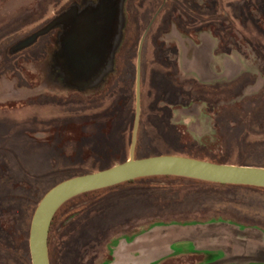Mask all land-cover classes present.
<instances>
[{
    "label": "rangeland",
    "instance_id": "374dc122",
    "mask_svg": "<svg viewBox=\"0 0 264 264\" xmlns=\"http://www.w3.org/2000/svg\"><path fill=\"white\" fill-rule=\"evenodd\" d=\"M97 1L0 0V264H31V219L52 186L129 158L138 94L136 158L264 167V0H129L121 37L122 0L112 64L83 88L68 83V58L58 55L63 33L56 50L55 29L20 47L62 10ZM94 197L73 200L53 221L51 264H97L111 237L146 228L155 216L169 223L198 210L237 213L243 223L222 221L240 236L256 228L264 238L261 190L143 180ZM222 241L214 235L207 248L179 241L146 264H210L230 255ZM139 256L128 252L126 264H145Z\"/></svg>",
    "mask_w": 264,
    "mask_h": 264
},
{
    "label": "water",
    "instance_id": "95a60500",
    "mask_svg": "<svg viewBox=\"0 0 264 264\" xmlns=\"http://www.w3.org/2000/svg\"><path fill=\"white\" fill-rule=\"evenodd\" d=\"M122 0H98L82 10L72 9L55 19L54 24L41 30L23 42L22 47L33 43L38 35L46 33L55 25L63 26L62 46L58 55H65L68 83L73 86L96 85L102 75L94 74L100 67L110 68L113 50L118 43L116 30L118 10ZM115 37H114V36ZM105 38L95 43L98 38ZM107 45V47L105 46ZM18 48V47H17ZM17 48H14L17 49ZM84 48H90L89 52ZM111 55L106 58V54ZM89 55V58L84 56ZM110 70V69H109ZM79 72V73H75ZM106 72V71H105ZM92 75V77H91ZM140 114L139 94L130 156L111 167L67 178L50 188L38 202L30 224L29 252L31 264H50L48 236L57 210L69 199L90 191L114 186L136 178L148 176H180L207 182L264 187V167L216 163L204 159L174 154H161L142 158L135 157L138 122ZM240 233L229 222L213 220L194 223H165L152 225L147 230L124 243L126 252L139 253L138 263L158 260L170 252L171 246L181 241H200V246L209 247V239L220 236L230 255L210 264L264 262V238L256 228ZM152 249L151 254L148 249ZM147 251V253H146ZM135 260V258H134Z\"/></svg>",
    "mask_w": 264,
    "mask_h": 264
},
{
    "label": "trees",
    "instance_id": "16d2710c",
    "mask_svg": "<svg viewBox=\"0 0 264 264\" xmlns=\"http://www.w3.org/2000/svg\"><path fill=\"white\" fill-rule=\"evenodd\" d=\"M241 165H243V164H241ZM251 166H254V165H251ZM143 180H152V181H155L157 183L158 182H162L163 183V182H166L168 180H180L181 182H185V181L197 182V183L200 182V183H207V184H210V185H217V186H224V187H233V188H242V189H245V190H257V191H260L261 190V191H264V187H256V186H249V185L221 184V183L207 182V181H202V180L193 179V178L180 177V176L161 175V176L141 177V178H136V179H133V180H130V181H126V182H123V183H120V184H117V185H114V186L106 187V188H103V189H98V190H94V191L82 193V194H79V195H77V196L69 199L68 201H66L57 210V212H56V214H55V216H54V218L52 220V223H53V221H55L57 215L64 208V206H66L67 204L71 203L73 200H75V199H77L79 197H83V196H95L94 198H96L97 195H99L100 193H103L105 191H111V190H114L117 187H120L121 185L129 184V183H134V182H139V181H143ZM154 187L157 188L158 190L160 188L159 185L158 186H154ZM145 194H147V192H145ZM43 195H42V197H43ZM97 199H99V198H97ZM142 202H143V199H142ZM198 211L200 213H197L196 215L195 214H186V213L174 215L175 217L173 216V217H170L169 218V220H170L169 223H194V222H207V221H213V220H227V221H231V222L243 223V221L239 220V218L237 217V213H232V214H229L228 217H225L224 216L225 214H223L219 210H211L210 209L208 211H202V210H198ZM169 215L171 216V214H169ZM183 216H185V218ZM155 217H156L157 220H155L152 223H150L149 226L155 225V224H165L166 223L165 221L167 220L165 217H169V216H165V217L164 216H155ZM176 217H183V218H180V219L178 218L177 219ZM52 223H51V225H52ZM244 224H247V223L244 222ZM113 239L114 238L111 237L108 240L106 246L107 245H110L112 243V240Z\"/></svg>",
    "mask_w": 264,
    "mask_h": 264
},
{
    "label": "flooded vegetation",
    "instance_id": "af4514ba",
    "mask_svg": "<svg viewBox=\"0 0 264 264\" xmlns=\"http://www.w3.org/2000/svg\"><path fill=\"white\" fill-rule=\"evenodd\" d=\"M125 1H126L125 5H124V7H125L124 8V10H125V20H124V26H123V29H122L121 37L125 36V32H126L125 29L127 27L126 26L127 19L130 17L129 16V12H127V10H128L127 7L128 6L126 4L129 0H125ZM64 12H65V10H62L60 13L55 15L53 20H51L48 23V26H51L52 24H54L55 19L58 18L60 15H62ZM54 29L56 30V36L53 39V45H54V50H56L58 48V45H59L60 35L63 33V26L61 24L60 25H55L54 27H51L47 32H50V31H52ZM120 48L121 47H119L117 49V51H115L114 60H116V61H117V59L119 57ZM51 226H50V228H51ZM151 226L148 225V227H146V228H143L142 226H138V225L132 226V227H130V230H126V231L120 233L117 237H114V239L112 240V243L110 245L105 246V249H106L105 254H104L102 260H100L99 263H97V264H110L111 261H112V264H115V263L117 264L119 262H122L123 264H126L124 257H126L127 252L125 250H123V248H120V243L132 240L136 235H138L141 232L147 230ZM50 234H51V229L49 230V236H48V253H49V262L51 264V261H50V247H51L50 246L51 245ZM129 260L131 261V258ZM150 264H153V263H150Z\"/></svg>",
    "mask_w": 264,
    "mask_h": 264
},
{
    "label": "crops",
    "instance_id": "0c3cea01",
    "mask_svg": "<svg viewBox=\"0 0 264 264\" xmlns=\"http://www.w3.org/2000/svg\"><path fill=\"white\" fill-rule=\"evenodd\" d=\"M124 243H125V242H121V243H120V248L125 247V246H124ZM152 249H153V248H151L150 250L148 249V253H149V254H151ZM130 253H132V252H130ZM146 253H147V251H146ZM127 254H128V252H127ZM136 255H139V253L137 252ZM162 258H163V257H162Z\"/></svg>",
    "mask_w": 264,
    "mask_h": 264
}]
</instances>
